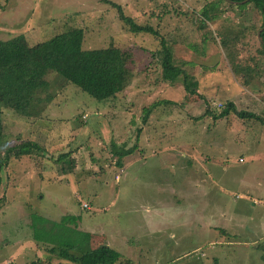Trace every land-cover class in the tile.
Returning a JSON list of instances; mask_svg holds the SVG:
<instances>
[{
    "label": "rangeland",
    "instance_id": "obj_1",
    "mask_svg": "<svg viewBox=\"0 0 264 264\" xmlns=\"http://www.w3.org/2000/svg\"><path fill=\"white\" fill-rule=\"evenodd\" d=\"M106 1L136 24L159 29L175 63L185 61L195 92L187 94L178 80H160L159 58L150 57L160 47L158 39L128 30L108 2L0 0V39L22 34L32 44L79 27L82 48L126 49L131 73L111 102L97 101L50 72L52 99L38 117L1 109L0 152L30 139L51 159L40 158L34 167L28 156L12 157L0 174V264L45 256L52 263L75 264L59 251L50 254L48 244L24 247L32 240L34 215L57 226L52 235L75 234L67 235L77 239L69 253L102 242L119 253L121 262L128 260L125 264H264V238L248 229L251 207L235 197L244 191L264 201V54L252 4L238 11L225 0ZM203 7H215L212 19H202ZM219 32L230 34L227 48L220 47ZM200 33L205 42L200 43ZM246 67L253 73L243 85L240 69ZM228 101L259 119L229 113L213 120L203 114L206 108L218 112ZM113 144L131 152L118 158ZM66 151L73 157L71 167L68 159L53 162ZM231 207V217H221L222 209ZM257 210L261 213L255 205L252 211Z\"/></svg>",
    "mask_w": 264,
    "mask_h": 264
},
{
    "label": "trees",
    "instance_id": "obj_2",
    "mask_svg": "<svg viewBox=\"0 0 264 264\" xmlns=\"http://www.w3.org/2000/svg\"><path fill=\"white\" fill-rule=\"evenodd\" d=\"M102 1L108 2L111 6L117 8V18L127 26L128 30L133 33H147L158 39L160 47L156 52H151L150 57L159 58L160 80L162 82L172 83L178 80L187 94L195 92L196 82L193 76L183 68L185 61L181 64L175 63L171 45L165 42L166 40L160 35L159 29L149 24H136L130 17L122 14L118 5L106 0ZM225 1H231L230 3L234 4H230L231 6L241 9L238 11H244L249 4H252V8L255 9L260 18L259 28L264 25V0ZM213 8L203 7L201 9L203 20L212 19L211 16L214 15ZM202 27L199 25L197 29L200 31ZM192 32L190 31L189 34ZM229 35L226 36L219 32L218 43L222 49L227 48L228 44L231 43L232 39ZM200 36V43L205 42V34L200 33ZM82 37L83 29L73 27L32 44H28L22 34H17L7 39H0V143L3 137L1 109H8L19 116L28 118L38 117L43 112L44 103L47 104L52 99V94L47 92V76L50 72L57 73L63 80L73 84L97 101H114L124 91L131 78V73L127 67L130 53L126 49L118 48L112 44L100 48L85 49L81 46ZM259 39V44L264 54V28L259 32ZM180 42L182 44L185 43L184 39H181ZM186 42L185 45L188 44L187 38ZM182 52L185 55H190L188 50ZM231 55V53H225L229 63L232 62ZM232 70L233 73L237 72L234 68ZM240 73L243 85H247L248 75L253 73V69L246 67L242 70L240 69ZM147 111L149 112V109L145 108V112ZM229 113L242 119H259L252 112L236 110L234 104L229 101L221 105L218 112L206 108L203 114L216 120L227 116ZM146 117L147 115H144L142 121ZM136 131H139V128ZM111 152L120 158L124 154H129L131 148L124 149L122 146L117 147L113 144ZM22 156H28L34 167L39 166L38 159L40 158L42 160L51 159L45 153L43 145L30 139L19 140L17 144L6 146L3 152H0V174L5 170L12 157L19 160ZM66 159H68L67 163L71 167L73 157L70 156L68 151L57 154L53 162L61 164ZM120 164L118 159L117 165ZM33 217L35 222L33 221L32 223V238L38 242L50 245L47 249L50 254L59 251L61 258L68 259V261L75 264H125L128 262V260L121 262L119 253L105 244L96 245V247L88 248L77 254L66 252L76 250L77 239L75 237H67L70 233L68 230H66V238L52 235L54 231L58 233L57 226H52L55 224L51 225V222L48 223L45 219L35 215ZM45 224L52 227L46 229L48 226ZM70 234L75 235L74 233ZM25 264L61 263H52L50 257L45 256L35 258Z\"/></svg>",
    "mask_w": 264,
    "mask_h": 264
},
{
    "label": "crops",
    "instance_id": "obj_3",
    "mask_svg": "<svg viewBox=\"0 0 264 264\" xmlns=\"http://www.w3.org/2000/svg\"><path fill=\"white\" fill-rule=\"evenodd\" d=\"M204 3V2H203ZM205 4V3H204ZM212 5V4H211ZM234 103V102H233ZM253 113V112H252ZM176 156H177V154H176ZM240 162V161H239ZM209 176H211V174H206L205 176H203L204 178L206 177V178H208ZM212 177V176H211ZM218 180V179H217ZM211 182H214V180H213V178H212V181ZM243 193L244 194H242V192H241V194H236L235 195V197H241V198H244V200H247L248 201V204L250 205V207H251V210H250V212H251V216H252V219L250 220V221H252L253 222V226L252 227H250V228H248L249 230H253V231H255L256 233H257V235H258V237H263L264 238V211L260 208V206L258 205V207H259V209L261 210L260 212L261 213H259L258 212V210L257 211H255V212H253L252 210H253V207L255 206L254 204H252V200L253 199H255V200H258V201H261V202H264L263 200H261V196L260 195H257V196H251V195H249L248 193L249 192H244L243 191ZM242 195H245V196H242ZM253 206V207H252ZM232 208V207H231ZM224 209H226V208H224ZM224 209H222V215H221V217H229V215H227V213H229V212H231V211H234L233 210V208L231 209V210H229L228 209V211L227 212H224ZM231 217V216H230ZM229 217V218H230ZM240 220L241 221H243L241 218H240ZM232 222V220L230 219L229 221H228V223H231ZM232 225H233V223H232ZM97 229V228H96ZM232 231H233V229H231ZM248 230V231H249ZM95 231H97V230H95ZM232 236H233V232H232V234H231ZM32 240L30 241V242H28L27 243V245H24V247L26 248V249H28V250H32L33 249V247H35V250L37 249V247H39V245H40V243L41 242H38V241H36L35 239H33V238H31ZM29 243H31L32 244V246H29ZM39 244V245H38ZM100 244H103L102 242L101 243H99V244H97V245H100ZM105 245H107L108 246V244H105ZM23 247V246H22ZM18 251V250H17ZM20 251V250H19ZM19 251H18V253H19ZM33 259H35V258H33ZM33 259H31V260H33ZM30 261V260H29ZM66 261V260H65ZM28 262V261H27ZM27 262H25V263H27ZM61 262V261H60ZM59 262V263H60ZM6 263L7 264H11V262H9L7 259H6ZM20 263H22V262H20ZM24 263V264H25ZM61 264H62V262H61Z\"/></svg>",
    "mask_w": 264,
    "mask_h": 264
},
{
    "label": "built area",
    "instance_id": "obj_4",
    "mask_svg": "<svg viewBox=\"0 0 264 264\" xmlns=\"http://www.w3.org/2000/svg\"><path fill=\"white\" fill-rule=\"evenodd\" d=\"M239 161H241V159H239ZM114 179H117V175L114 176ZM252 204H254V205H259L260 208L264 211V202H261V201H258V200L253 199V200H252ZM81 206H82L83 208H88L87 205H86L85 203H82Z\"/></svg>",
    "mask_w": 264,
    "mask_h": 264
},
{
    "label": "water",
    "instance_id": "obj_5",
    "mask_svg": "<svg viewBox=\"0 0 264 264\" xmlns=\"http://www.w3.org/2000/svg\"><path fill=\"white\" fill-rule=\"evenodd\" d=\"M246 0H243L241 2H244ZM228 2H231V1H228ZM264 28V25L262 27H260L257 31H256V36L259 38V32Z\"/></svg>",
    "mask_w": 264,
    "mask_h": 264
}]
</instances>
